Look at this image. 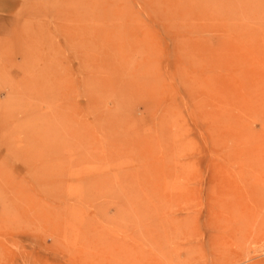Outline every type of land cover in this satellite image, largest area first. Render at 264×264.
<instances>
[{"label": "rangeland", "instance_id": "rangeland-1", "mask_svg": "<svg viewBox=\"0 0 264 264\" xmlns=\"http://www.w3.org/2000/svg\"><path fill=\"white\" fill-rule=\"evenodd\" d=\"M0 6V264H264V0Z\"/></svg>", "mask_w": 264, "mask_h": 264}, {"label": "crops", "instance_id": "crops-1", "mask_svg": "<svg viewBox=\"0 0 264 264\" xmlns=\"http://www.w3.org/2000/svg\"><path fill=\"white\" fill-rule=\"evenodd\" d=\"M0 8L3 9L1 6H0ZM1 12H3V10Z\"/></svg>", "mask_w": 264, "mask_h": 264}]
</instances>
